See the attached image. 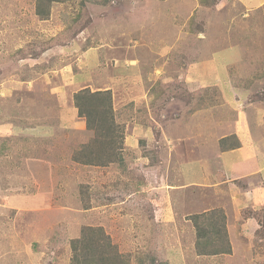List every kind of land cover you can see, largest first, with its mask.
<instances>
[{
  "label": "rangeland",
  "instance_id": "obj_1",
  "mask_svg": "<svg viewBox=\"0 0 264 264\" xmlns=\"http://www.w3.org/2000/svg\"><path fill=\"white\" fill-rule=\"evenodd\" d=\"M105 1L59 0L44 20L38 0H0V264H71L85 226L130 264H264L262 210L242 211L253 244L196 255L191 217L227 201L176 168L264 127V0ZM85 89L112 91L122 165L73 160L94 136Z\"/></svg>",
  "mask_w": 264,
  "mask_h": 264
},
{
  "label": "trees",
  "instance_id": "obj_2",
  "mask_svg": "<svg viewBox=\"0 0 264 264\" xmlns=\"http://www.w3.org/2000/svg\"><path fill=\"white\" fill-rule=\"evenodd\" d=\"M56 2L59 0H38L36 14L46 20ZM109 2L111 1L106 0L103 4L107 5ZM112 95L111 90L91 92L85 89L75 93L74 106L78 112L77 116L85 120L87 131L94 135L89 143L82 145V148L74 153L73 160L77 164L106 167L124 163L125 128L116 122ZM220 143L224 151L240 147L236 136L223 138ZM226 143L228 147L224 146ZM191 220L197 233V256L232 254L227 216L223 209L196 214ZM70 246L73 254L71 264H130L101 227H83L80 237L72 239ZM150 264L166 263H155V259H152Z\"/></svg>",
  "mask_w": 264,
  "mask_h": 264
},
{
  "label": "crops",
  "instance_id": "obj_3",
  "mask_svg": "<svg viewBox=\"0 0 264 264\" xmlns=\"http://www.w3.org/2000/svg\"><path fill=\"white\" fill-rule=\"evenodd\" d=\"M259 124L255 130L250 126L246 127L239 124L237 130L240 147L235 150L222 151L220 141H218L215 152L217 160L215 162L207 150L206 153L202 154L200 151L196 152L200 153V156L197 157L195 154H187V158L190 159L185 160L184 157V162L176 165L178 173L181 172V175L188 173L184 180L190 184L189 187L193 185L202 186L208 182L209 185H205L210 186V191L213 192L215 198L223 195L227 204L224 205L221 198L219 206L212 207L210 210L222 208L225 211L231 243L234 237L249 238L247 236L250 234L248 243L253 244L252 241L258 232L259 224L256 227V224L253 223L257 221L254 214L244 216L242 211L246 209L255 212L264 211V183L261 184L264 181L257 178L258 176L264 178V127ZM218 151L220 153H217ZM189 187H185L183 184L182 189ZM246 238H244L245 242L247 241Z\"/></svg>",
  "mask_w": 264,
  "mask_h": 264
}]
</instances>
